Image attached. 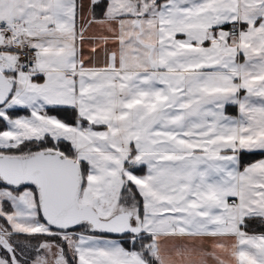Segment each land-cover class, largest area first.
<instances>
[{"label": "snow or ice", "instance_id": "obj_1", "mask_svg": "<svg viewBox=\"0 0 264 264\" xmlns=\"http://www.w3.org/2000/svg\"><path fill=\"white\" fill-rule=\"evenodd\" d=\"M0 124V264H264V0H0Z\"/></svg>", "mask_w": 264, "mask_h": 264}, {"label": "trees", "instance_id": "obj_2", "mask_svg": "<svg viewBox=\"0 0 264 264\" xmlns=\"http://www.w3.org/2000/svg\"><path fill=\"white\" fill-rule=\"evenodd\" d=\"M230 27V26H229ZM228 113L229 114H233V107L230 106L228 108ZM62 115V114H61ZM3 125L0 124V128H2ZM264 154L262 153H259V152H256L255 154H248V153H245L242 157L243 159V162L244 164H247V163H251L255 160H258L259 158L263 157ZM248 231L249 232H255V233H259L261 231H264V225H261L258 221L255 222V223H252L249 225V228H248ZM21 239H24V237H21Z\"/></svg>", "mask_w": 264, "mask_h": 264}, {"label": "crops", "instance_id": "obj_3", "mask_svg": "<svg viewBox=\"0 0 264 264\" xmlns=\"http://www.w3.org/2000/svg\"><path fill=\"white\" fill-rule=\"evenodd\" d=\"M233 107V114H229V115H232V116H238L239 115V113H238V109L235 107V106H232ZM262 158H264V156L263 157H261V158H259V159H262ZM258 159V160H259ZM256 161V160H255ZM254 162V161H253Z\"/></svg>", "mask_w": 264, "mask_h": 264}]
</instances>
